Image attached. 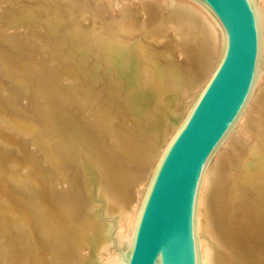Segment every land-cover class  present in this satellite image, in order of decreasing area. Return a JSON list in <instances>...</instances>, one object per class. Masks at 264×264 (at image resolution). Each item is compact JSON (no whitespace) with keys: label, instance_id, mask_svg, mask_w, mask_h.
Segmentation results:
<instances>
[{"label":"bare ground","instance_id":"bare-ground-1","mask_svg":"<svg viewBox=\"0 0 264 264\" xmlns=\"http://www.w3.org/2000/svg\"><path fill=\"white\" fill-rule=\"evenodd\" d=\"M7 1H10V0H7ZM59 2H64L66 4L69 3V5L72 4L71 7H73L74 10L75 9L77 10L79 7H82L93 18L100 17L99 13L102 12L103 10H109L110 15L104 19V21L108 24V26L105 28L99 27V29L101 30L100 32L102 34H105V35L107 33H109V31L113 33L112 40L110 39V41H108V42H111V44H113V45H111V44H109V45H111V47H113L112 50H114V51L117 50V48H116L117 46L115 45L116 41L120 42V40H122V41L126 42V44H128V42H127V41H129L128 39L129 38L133 39L132 40L133 46L130 49V51H128L131 54H130V56L127 57V58H130L128 60L129 64L130 63L139 64L141 61H144L145 58H157V60L160 61L159 59L163 58L162 57L163 54L160 55L161 54L160 53V54H156L153 56L150 54L151 51H149V49H150L149 47L152 46L153 43L157 42V40H158L157 37H160V35H164L166 37L168 36V38H169L168 43L167 44L162 43V44L167 46V50H168L167 53H169L171 51V53L173 52V56H174L170 60V62H168L164 65L165 67L162 66L163 68L160 67L159 69H157V67L155 65V62H157V60L154 61L153 62L154 67H156V69L153 68L152 70L149 71L150 75L152 77L156 78V80H157V77L159 79L160 76H164V77L166 76L168 79V76L170 75V79L166 80V82H159L158 81L156 83L157 84L161 83V87L163 86L162 87L163 89L160 88L159 86H158L159 88L157 87V89H159L160 92L162 91L164 93V97L160 100L161 101L160 103L163 102L161 105L164 104L166 107L167 106L170 107V105L173 106V109H171L172 111L171 110H168V111H171L170 115L173 117L174 121L171 119L172 120V123L170 122L171 125L170 126L166 125L167 127L165 128V125H163L164 123H162L163 118H162V116L160 117L161 113L159 115L160 118H158V117L155 118L156 124H158V127L156 130L159 129V125L161 126V124L163 125L162 127L165 130L155 132L156 133L155 136H157V137H155V139L153 138V136H154L153 133L150 134V131L151 132H153V131L152 130L148 131L149 134L152 136V139H154L152 146L149 144V146L151 148H150V150H147V151H149L148 153H146L145 151H142L141 150L142 146L138 145L141 138L139 139V137H137V133L136 134L132 133V132H134V130L131 131V128L133 127V125L128 126L129 124H127L128 127H131L130 129L127 130V131H129V130L131 131L129 134V138L134 139L135 142L132 140H131V142L136 143V146L132 145L133 147H137V148H134V152L138 150L136 155L134 157H131L132 159H130V157H129L130 162L132 164L136 165V167H134V166L133 167L137 168L134 173L132 171H130V173H129V171L126 172V170H124L123 168H120V170H119V168L116 169L115 167H113V165L110 167H111V169H114L115 172L111 170L113 172L112 173L110 171V169L107 170L105 168L106 165L104 164V166H103V164L100 161V159H102L101 155H100L101 158H99L98 157L99 155H96L97 153L95 154L96 151H94V150H96V148L93 146L94 145L96 146V144L91 145V144L87 143L90 145V148L89 147L86 148L87 145L85 146L86 143L84 142L85 141L84 139L87 138L88 140H90L93 137L92 136H91V138L89 137L90 139L88 137L84 138V136H82V135H84V132H83V134H81V131L84 129L85 132L87 131L88 133H90L92 130L91 131L88 130V128H86L87 126L81 122H75L76 123V125H75V123H72L73 120H72V122L69 120L70 123L64 122L62 124V126L64 127V130L66 131L65 133H66L67 144L68 145L70 144L66 157L70 158L72 160L71 164L73 166L70 165L71 168L73 167V170H72L73 171V173H72L73 174L72 186L74 183V186H73L74 192L69 187V189L72 190V193L70 192L67 195H65L68 191H66V193L64 192L65 194L63 193L64 194L63 196H65V197H63V200L64 199L68 200V199H72L73 197H75V198H77V204L76 205L77 206L80 205L81 208L78 212L75 209V211L77 213H79L78 215H76L78 217V219L74 216V214H77V213L73 214V217H75L78 221V228L75 229L74 232L70 231V232L64 233L62 231L63 228H62V230L61 229L58 230L59 232L62 231V233H64V236L62 237L63 239L60 237L62 241L59 242L58 245L55 244V246L57 245L56 249L57 248L61 249V251H60L61 253L57 254L59 257L58 259L61 260V264H119V261L123 255V252H124V250L128 244V241L132 235L133 229H134L135 224L137 222V218H138V215L140 212L141 205L143 203V200H144L150 179H151L152 174H153V172L157 166V163L159 162V160L163 154V151L166 148L167 144L169 143L172 135L176 132V130L180 127V125L184 121V119L187 116L190 108L192 107L195 99L197 98V96L199 95V93L201 92V90L203 89L205 84L207 83V81H208L210 75L212 74L216 64L218 63L221 55L223 54L224 46H225V32H224L223 27L221 26L220 22L212 14V12L208 8H206L202 3L198 2L197 0H61ZM59 2H58V0H55V2H54L55 7H56V4L59 5ZM255 2H256L258 11H259L260 20H261V30H262L261 67H260L257 83L255 86V90L253 92V95L251 96V99L249 100V102H248L243 114L241 115L239 121L237 122L236 126L233 128L231 133L227 136V138L225 139V141L220 146V148L216 152L215 156L211 160V162H210V164H209V166L205 172V175L203 177L202 183H201V188H200V192H199V199H198V206H197V231H198V236H199V244H200V250H201L202 264H264V179H258L262 175L261 173L264 174V167H263L264 160H263V157L260 156L262 153L261 151H262L263 146H264V139L261 138V136H259L261 134V132L263 133V131H264V129L261 128L262 126H264L262 124V119L264 118V113H263V109H264V0H255ZM4 3H5V1H4ZM0 4H1V2H0ZM131 4H136L137 6L135 7V9L142 11V13H145L148 10H152L153 18H149V19H147V21H143L142 18L140 17V15H141L140 13L136 14V13H133L134 9H131V8L127 9V7H129ZM17 6H19V5H17ZM18 8H21V7H18ZM82 8H80V9H82ZM79 11H81V10H79ZM34 12H36V11H33V14H34ZM39 12H36V16L34 18H36V17L38 18V16H41V14ZM17 13H19V12L17 11ZM10 14H13V11ZM25 14L27 15L28 13H25ZM26 15H25V17H26ZM58 15H60V14H58ZM76 15H78V14L76 13ZM79 15L77 17H79ZM4 16L5 15H3V17ZM22 16H24L23 13H22ZM7 17L8 16H6V18ZM16 17L17 16L12 15L7 19L9 22L13 23L15 21ZM27 17H28V15H27ZM32 17H31V19H32ZM34 18H33V20H34ZM3 19H5V18H3ZM25 19H22V20L24 21ZM20 20H21V18H20ZM26 20H28V18ZM33 20H31V21H33ZM37 20L35 19L34 21H36V23H39V22H37ZM6 22H7V20H6ZM81 22H82L81 17L76 18L77 24H80ZM24 23H25V21H24ZM28 23H30L29 20H28ZM7 24H8V22H7ZM30 24L27 27V30L31 26ZM14 25H12V27H14ZM35 26L37 27L36 24H35ZM5 27H8V26H5ZM24 28H25V26H24ZM33 28H34V25H33ZM145 28H147L148 30L146 31ZM2 29H4V28L1 27V30ZM16 30H19V29H16ZM143 30H145L146 32L143 33ZM28 31H27V33H28ZM32 31H34V30H31V32ZM8 32L10 33L9 30H8ZM13 32H15V31H13ZM19 34H18V36H19ZM31 34L30 35L26 34L27 35L26 37H28L27 40L33 39L31 37L29 38V36H31ZM2 35L4 36V34H2ZM21 35L23 36V34H21ZM6 36H5V38H6ZM11 36L12 35H10V37ZM15 36L17 37V35H15ZM35 36H34V38H35ZM26 37H24V38H26ZM41 38L42 37H40V40L43 41V39H41ZM21 39H23V38H21ZM70 39H72V38H70ZM3 40H0V42ZM165 41H166V39H165ZM35 42L37 43V41H35ZM119 42H117V43H119ZM162 42H163V40H162ZM4 43H5V41H4ZM40 43H41V41H40ZM104 44H106V43H104ZM120 45H122V44H120ZM153 45H155V44H153ZM1 46H0V48H1ZM0 51L2 52V50H0ZM1 52H0V54H2L4 56V53L3 52L1 53ZM135 53L137 55L133 56L132 54H135ZM13 54L17 55V53H13ZM35 54H37L36 51L33 48H29V49L23 50L20 53V55L19 54L18 55L21 58H31ZM42 54L43 53H41L40 55H42ZM10 56H12V55H10ZM112 56H113V54H112ZM14 57H16V56H14ZM122 58L125 59V57H122ZM135 58H137V59H135ZM4 60H5V58L3 59V61ZM65 60H67V59H65ZM126 64H127V62H126ZM76 68H77V66H76ZM73 69H72V71H73ZM123 69L118 70L119 73L123 76L130 72L128 65ZM63 71H64V69H63ZM75 71L77 74L78 70H75ZM67 72H66V76L68 74ZM70 72H71V69H70ZM80 72H81V70H80ZM74 73L75 72H73L72 74H74ZM102 73L104 75H106L107 77H110L109 76L110 75L109 70L104 69ZM146 73H144L143 75H145ZM69 74H68V76H70ZM63 75H64V73H63ZM63 75H62V77H63ZM147 76L149 78V75H147ZM73 81H74V79H73ZM80 84H82V83H80ZM93 84H92V86H93ZM111 87H108L107 89L104 88L105 89L104 92L108 93L109 91H111L113 89V87L112 88ZM137 87H138V90L140 89V92L143 93V95H144V97H142L141 100L146 105H148L147 108L150 109V110H148V111H150V112H148L149 113L148 115H153V114L155 115V113L158 112L157 109L159 106H157V105L159 104L158 103L159 101H156V99L153 97L154 94L152 92H151L152 94L146 92V91H149L148 89H150L151 87L149 88L148 84H144V83L139 84ZM75 88H77V87H75ZM44 91H46V89H44ZM110 93H112V92H110ZM13 94L17 95L16 92H14ZM16 95H14V96H16ZM141 95L142 94H140V97H141ZM7 98L8 97H6L5 99H7ZM14 98H16V97H14ZM107 98L108 97H106V99ZM113 99L115 100V98H113ZM12 101H14V99H12ZM39 101H40V99H39ZM116 101H118V100H116ZM154 101H156V105H154V103H153ZM100 102H101V100H100ZM66 103H67V101H66ZM0 104H2V103H0ZM54 104H56V103H54ZM102 105H104V104H102ZM110 105H112V102ZM118 106H119V104H118ZM118 106H115V107H118ZM121 106L127 107L126 105H121ZM165 106H162V107H165ZM49 108H50V106H49ZM66 109H67V107H66ZM45 110H47V109H45ZM161 110H163V109H161ZM89 111H86V112H89ZM151 111H153V112H151ZM61 112H62V110H61ZM61 112L60 113L55 112V113L58 114V116H59V114L61 115ZM9 113H11V112H9ZM55 113H53V114H55ZM162 113H163V111H162ZM22 115H24V114H22ZM88 116H89V114H88ZM155 116H157V115H155ZM85 117L87 118V116H85ZM56 118H57V116H56ZM168 118H169V116H168ZM7 119L8 118H6V120ZM79 119H82V118L79 117ZM89 119H90V117H89ZM120 119H122V118H120ZM0 120H1V118H0ZM61 121H62V119H61ZM150 123H151V121H150ZM165 123H167L166 120H165ZM16 126H17V124H16ZM98 126L101 128V125H98ZM125 126H126V124H125ZM75 127H77V129ZM259 128L262 129V131L260 133H258ZM153 129L155 130V128H153ZM96 130H98V129H96ZM96 130H94V131L96 132ZM103 131H104V129H103ZM123 131L124 130H122V132ZM127 131H125V132H127ZM1 133H2V131H1ZM6 134H4V135L6 136ZM80 135L83 137V140H84L83 142L81 140L82 137H80ZM90 135H92V134H90ZM11 136H13V135H11ZM88 136H89V134H88ZM6 137H9V136H6ZM144 137H145V139H148L146 136H144ZM125 139H127V137ZM148 140H146V141H148ZM22 141H24V140H22ZM119 141H120V139H119ZM148 142H150V140ZM151 142H152V140H151ZM91 143H94V142L92 141ZM97 144H99V143L97 142ZM126 144L128 145V143H126ZM140 145H141V143H140ZM34 146H36V145H34ZM63 146L64 145H62L61 147H63ZM129 146H131V145H129ZM133 147H132V150L130 149L131 152L133 151ZM5 148H7V147H5ZM24 148H27V147H24ZM142 148H144V147H142ZM147 149H148V147H147ZM28 150H30V149H28ZM28 150L25 149L24 151H28ZM65 150H67V149H65ZM24 151H22V152H24ZM100 151L101 150L99 149V152ZM29 152L32 153L33 151L32 152L29 151ZM77 152L80 153V155ZM104 152H103V154H104ZM106 152H108V151H106ZM125 152H127V150ZM33 153H35V152H33ZM33 153H32V155H33ZM76 153L79 155L78 157H75ZM122 154H121V156H123ZM3 155H5V153ZM32 155L29 157H33ZM7 156L8 155L6 154V157ZM26 156L24 153L23 157L26 158ZM121 156H120V159H121ZM25 158H23V159L25 160ZM33 158H36V160H38L37 157H33ZM105 158L106 157H104V159ZM115 158H116V156H115ZM15 159H17V158H15ZM109 159L111 160L110 157H109ZM112 159H113V157H112ZM120 159L118 158V160H120ZM124 159H126V158H124ZM129 159L127 158L126 160L129 161ZM0 160H2V159H0ZM9 160H11V159H9ZM32 160H34V159H32ZM45 161L46 160H44V162ZM103 161L104 160H102V162ZM106 161H107V159L105 160V162ZM114 161H115V159H114ZM12 162H14V161H12ZM16 162H17V160H16ZM20 162L23 163L22 161H20ZM39 162H41V161H39ZM112 162H113V160H112ZM122 162L120 161L121 164L119 163L120 165H118L117 158H116L117 166H119V167L122 166L123 165ZM124 162L126 164L127 161H124ZM8 164H10V163H8ZM14 164H15V162H14ZM35 164L37 165L36 162H35ZM45 164L42 163V166H44ZM51 164H53V163H51ZM16 165H14V168ZM46 165H45V167H46ZM25 166L26 165H24V167ZM49 166H50V164H49ZM108 166L109 165L107 164V168H108ZM129 166L130 165H128L127 167H129ZM9 167L11 169V165ZM38 167H40V166L37 165V168ZM50 167H46V168H50ZM122 167H124V165ZM223 167L229 168L230 171L228 170L229 172H226L225 171L226 169L224 170ZM21 168H23V164H22ZM71 168H69V169H71ZM232 168H236V169L234 170ZM6 169H7V167H6ZM27 169H28V167H27ZM64 169H65V167H64ZM121 169H123L124 171H122ZM128 169L129 168H127V170ZM25 170H26V168H25ZM14 172H16V171H14ZM23 172H24V170H23ZM30 172L31 171H29V173ZM48 172H52V171H48ZM35 174H38V171H37V173L35 171ZM24 175H25V173H24ZM59 175H60V173H59ZM17 176H18V174H17ZM17 176L15 174V178ZM51 176H52V174H51ZM91 176H93V178L95 177L96 181H98L99 195H101L105 198L106 210L104 209V211L108 215H116V217H117L116 220H117V224L119 225L118 226L119 230L115 231L114 234H112V224L110 222H107V221L105 222V221L101 220L99 215L97 216V212L95 214L92 211V208L94 206V199L92 200V198H93V197H91L92 193L89 191L90 190L89 189L90 182H92L90 179ZM2 177H4V176L0 175V188L3 191V193H6L9 195L8 192L11 191L10 187H12L13 184L15 185L14 180H16L17 178L13 180V184L7 180V182H9L11 184L10 185L7 182H5L6 181L5 177H4L5 181ZM8 177L12 178L11 175ZM20 177H22V176H20ZM19 178H18V180H19ZM28 178H29V176H28ZM38 178H40V176ZM52 178H55V176ZM21 179L24 180L26 178L23 179V177H22ZM33 179H35V178H33ZM71 180L72 179H70V181ZM34 182H35V180H34ZM20 183H22V182H20ZM60 184H62V183H60ZM15 186H17V185H15ZM48 191H49V189H48ZM245 191L246 192L248 191L247 196L249 198L244 201V203L242 204V205H244V207L242 209H240V208H238L237 205L242 203L241 200L246 196ZM47 195H49V194H47ZM238 196L241 199H239ZM3 197H5V196H3ZM0 198H1V195H0ZM1 200H0V203H1ZM65 200H64V203H65ZM74 200H70V201H74ZM2 202H4V201L2 200ZM68 202L65 204L69 205L67 207H71L70 203L68 204ZM72 203L75 204V202H72ZM98 204H100V203H98ZM2 205L5 206V204H2ZM15 205H16V202H15ZM47 207H48V205H47ZM64 207H65V205H64ZM67 207H65V209H67L66 212H68V210H69ZM10 209H15V207H13V208L10 207ZM65 209L61 210L60 213L65 211ZM52 210H54V209H52ZM241 210L242 211L245 210V212L244 211L242 212ZM47 211L48 210L46 209V212ZM55 211H54V213H55ZM69 211H71V208ZM66 212H63V213H66ZM2 214H3V212H2ZM12 214L15 215V213H12ZM65 215H67V214H65ZM65 215H63V216H65ZM16 217H17V215L15 216V218ZM12 218H11V220H12ZM0 220H2V219H0ZM8 220H10V218ZM65 220H66V222H64V223H66L68 225L67 219H65ZM65 220H63V221H65ZM31 221H33V220H31ZM49 221L47 223L50 224ZM61 222H62V219H61ZM114 222H116V221H114ZM12 223L14 225V222H12ZM70 223L71 222H69V224ZM37 224H38V222H37ZM46 225H47L46 222H44L43 223L44 229L41 228L42 230H39L38 233H36V236L32 240L30 239L31 242H29V244H31L32 246L40 245L37 248V250L35 252H33V254H32L33 255L32 260L34 261V264L35 263L37 264V261H39V259L42 262H44L45 264H48V262H49V261L48 262L46 261L48 259L47 258L48 256L45 257V255H47V254L43 253L40 256L41 249H50L51 248V247L45 248L47 242L48 241L50 242V240H52V238H49L50 236H48V232L46 231V229L49 227V225L48 226H46ZM15 226L17 227L18 225H16V223H15ZM72 226H73V223H71L70 227H72ZM57 227L61 228V226H56V228ZM67 229H70V228H67ZM67 229H64V230H67ZM71 230H73V229H71ZM67 231H69V230H67ZM55 232H57V231H55ZM57 237L55 238L56 239L55 241H57ZM48 245H50V244H48ZM113 246H116L118 248V250L114 251ZM33 251H34V249H33ZM252 252L255 253V256H251ZM6 256H7V254H6ZM18 256H20V255H18ZM258 256H260V257H258ZM15 257H16V253H15ZM23 257H24V255H23ZM20 259H21V256H20ZM16 261H17V259L15 260V262ZM18 261H19V259H18ZM20 261H22V260H20Z\"/></svg>","mask_w":264,"mask_h":264},{"label":"rangeland","instance_id":"rangeland-1","mask_svg":"<svg viewBox=\"0 0 264 264\" xmlns=\"http://www.w3.org/2000/svg\"><path fill=\"white\" fill-rule=\"evenodd\" d=\"M4 1H5V3H4ZM21 1L22 0H20V1L19 0H14V1L13 0H10V1L0 0V2L2 4V5L0 4V15H1L0 18L2 19V20L0 19V33H1L0 34V40L4 39L3 41H1L2 43L0 42V44L3 46L2 47L0 45L2 48V49L0 48V50H2V52L4 53V56L2 54H0V61L2 60L0 62V96H1L0 97V99H1L0 103H2V104H0V113H1L0 114V118H1V120H0L1 121L0 122V129H1L0 130V159H2V160H0V166L3 168L2 169L0 167V170H1L0 175L5 177L6 181H5L4 177H2L5 182H7V180H8L12 184H13V180L17 178L16 179L17 181L14 180V183L17 186H15L13 184L12 187H10L11 191L8 192L9 195L6 193H3V191L0 188V195H1L0 200L2 199L5 202V203L2 202V200H1V203L5 204V206L0 203V219H2V220H0V228H1L0 229V238H1L0 239V264H13V263L14 264H21L22 262H23L22 264H34V261L32 260V256H33L32 254H33V252H35L37 250V248L40 245L32 246L31 244H29V242H31V240L36 236V233H38L39 230L44 229V226H43L44 222H46V224H47L46 226L49 225V227L46 229V231L48 232V236H50L49 238H52V240H50V242L48 241L46 246H45V248L46 247L47 248L51 247V248L50 249H41L40 256L43 253L47 254V255H45V257L48 256L47 257L48 259L46 258L47 259L46 261L47 262L49 261L48 264H61V260L58 259L59 257L57 255V254L61 253L60 252L61 249L60 248L56 249V246L59 244V242L62 241L61 238L64 236V233H67L70 231L74 232V230L78 228V221H77L78 217L76 215L79 214L77 212L81 208L80 205H78V206L76 205L77 204V198H75V197H73L72 199H68V200L64 199L65 203H67L69 201L68 204L70 203L71 207H67L69 205H66L64 203V200H63V197H65L63 195L66 193V191H68V192L65 195H67L70 192L72 193V190L74 192V187H73L74 183L72 186V182H73V178H72L73 171L72 170H73V167L72 168L70 167V165L73 166L71 164L72 160L70 158L66 157L70 144L69 145L67 144L66 133H65L66 131L64 130V127L62 126V124L64 122L70 123V121L72 122V120H73L72 123L81 122L87 126L86 128H88V130H90V131L92 130L90 133H88L87 131L85 132V130L83 129L81 131V134H83V132H84V135H82V136H84V138H86V137L91 138V136L93 138L92 139L89 138L90 140H88L86 138V139H84L85 140L84 141L83 137L80 135V137H82L81 140H82V142L84 141L86 143V144L84 143L85 146L87 145L86 148L87 147L90 148L89 144H91V145L96 144L97 147L95 145L93 146L96 148V150H94V151H96L95 154L97 153L96 155H99L98 156L99 158L102 157V159H100V161L103 164V166H104V164L106 165L105 168L107 170L110 169V171L111 170L114 171V169H111V167H110L113 165V167H115L116 169L119 168V170H120V168H123L124 170H126V172L129 171V173H130V171H132L134 173L137 168H134V167H136V165L132 164L130 162V159H132L131 157H134L136 155L138 150L134 152V148H137V147H133L134 145L136 146V143H134L135 142L134 139L129 138L130 132L132 130H134V132H132V133H135V134L137 133V137H139V139L141 138L140 142L138 141L139 142L138 145L144 147V148L141 147V150L148 153L149 151H147V150H150V148H151L149 146V144L152 146L155 137H157V136H155V134H156L155 132L165 130L162 126L165 125V128H166L167 127L166 125L170 126L171 125L170 122L172 123V120L174 121L173 117L170 115V112L172 111L171 109H173V106L170 105V107H168V106L166 107L164 104L161 105L163 102L160 103L161 102L160 100L164 97V93L162 91L160 92V90L157 89V87L159 86L160 88H162L163 86L161 87V83L160 84L158 83L159 85L156 83L158 81L159 82H166V80L170 79V75L168 76V79L166 76L165 77L160 76V78L158 79V77H157V80H156V78L152 77L150 75V72H149L153 68L156 69V67H157V69H159L160 67L161 68L165 67L164 65L166 63L170 62V60L174 56H173V52L171 53V51L169 53H167V51H168L167 46L163 45V44L168 43V39H169L168 36L166 37L164 35H160V37H157V39H158L157 42L153 43L155 45L152 44L153 47L152 46L149 47L150 48L149 51H151V53H150L151 55L154 56V55L160 54V53H161L160 55L163 54L162 55L163 58L159 59L160 61H158L157 58H145L144 61H141L139 64H132V63L129 64L128 60L130 58H127V57L130 56V54H131L128 51H130V49L133 46V42H132L133 39L129 38L128 39L129 41H127L128 44H126V42H124L122 40H120V42L119 41H116V43L114 42L115 45L117 46L116 47L117 50L114 51V50H112L113 47H111V45H113V44H111V42H108V41H110V39L112 40L113 33L109 31V33H107L105 35V34H102L100 32L101 30L99 29V27L105 28L108 26V24L104 21V19L110 15L109 10H103L102 12L99 13L100 17L93 18L82 7H79L77 10L76 9L74 10L73 7H71L72 4L69 5V3L66 4L64 2H59L61 0H58L59 5L56 4L57 8L54 5L55 0H36V1L35 0H23L22 2ZM17 5H19V6H17ZM136 6H137L136 4H131L129 7H127V9L131 8V9H134L133 13H136V14L140 13L141 15L140 14L139 15L143 21H147V19L153 18L152 10H148L145 13H142V11L135 9ZM18 7H21V8H18ZM80 8H82V9H80ZM11 10L13 11V14H10V13H12ZM79 10H81V11H79ZM17 11L20 14L17 13ZM33 11H36V12L40 11L39 13L41 14V16H38L39 19L37 17L34 18L36 16V12H34V14H33ZM22 13L24 16H22ZM25 13H28L27 14L28 17ZM76 13L78 15L81 13L80 14L81 16L79 15V17H77L78 15H76ZM58 14H60V15H58ZM3 15H5V16L3 17ZM12 15L18 17V18L16 17L15 21L13 22L15 25L12 22H9L7 19ZM25 15L31 24L28 23V20H26L27 18L25 17ZM6 16H8V17L6 18ZM31 17H32V19H31ZM80 17H81L82 22L80 24H77L76 18H80ZM3 18H5V19H3ZM20 18H21V20H20ZM33 18H34V20L38 19L39 21L37 20V22H39V23H36V21H34ZM22 19H25L24 20L25 23ZM6 20H7L8 24H7ZM31 20H33V21H31ZM11 24L14 25V27H12ZM29 24L31 26L28 28V30H29L28 31L27 27L29 26ZM32 24L34 25V28L36 27L35 24L37 25V27L34 29ZM5 26H8V27H5ZM24 26H25V28H24ZM1 27L4 28V29H2L4 32L1 30ZM15 28L19 29V30H16ZM145 29H146V31L148 30L147 28H145ZM8 30L10 31V33L8 32ZM31 30H34V31L31 32ZM36 30L38 32L39 31L40 32L38 33ZM13 31H15V32H13ZM27 31H28V33H27ZM146 31L143 30V33H145ZM2 34H4V36ZM18 34H19V36H18ZM21 34H23V36L25 35L24 37H26L28 34L29 35L31 34V36H29V38L31 37L33 39L27 40L28 37L24 38ZM10 35H12V36L10 37ZM15 35H17V37ZM33 35L35 36V38ZM5 36H6V38H5ZM40 37H42L41 39H43V41L40 40ZM21 38H23V39H21ZM70 38H72V39H70ZM165 39H166V41H165ZM34 40L37 41V43ZM162 40H163V42H162ZM4 41H5V43H4ZM40 41H41V43H40ZM117 42H119L122 45H120ZM104 43H106V44H104ZM109 44H111V45H109ZM29 48H33L37 54H35L31 58L19 57L20 53L23 50L29 49ZM13 53H17V55L13 54ZM41 53H43L44 55L43 54H42L43 56L40 55ZM112 54H113V56H112ZM10 55H12V56H10ZM132 55L136 56L137 54L135 53ZM14 56H16V57H14ZM122 57H125V59ZM4 58H5V60L3 61ZM65 59H67V60H65ZM135 59H137V58H135ZM156 60H157V62H155L156 67H154L153 62ZM126 62H127V64H126ZM127 65H128V68L130 69V72L123 76L119 73L118 70L125 68ZM76 66H77V68H76ZM63 69H64V71H63ZM70 69H71L72 73L73 72H75V73L72 74L70 72ZM72 69H73V71H72ZM104 69H107L110 71V75H109L110 77H107L106 75H104L102 73ZM75 70H78L77 74H76ZM80 70H81V72H80ZM66 72L68 74L70 73L69 74L70 76H68V74L66 76ZM143 72L144 73L147 72L146 74L149 75V78L146 74L143 75L144 74ZM63 73H64V75H63ZM62 75H63V77H62ZM73 79H74V81H73ZM80 83H82V84H80ZM143 83L148 84L149 88L151 87L150 89L147 88L149 91H146V92L147 93L152 92L154 94L153 97L156 99V101H159L158 102L159 104L157 103L158 104L157 106H159L157 109L158 112L155 113V115H157V116H155L154 114L148 115L149 114L148 112H150L148 110H150V109L147 108L148 105H146L141 100V98L144 97V95H143V93L140 92V89L138 90L137 86L139 84H143ZM92 84H93V86H92ZM111 86L113 87V89H112L113 91L111 90L108 93L104 92L105 89H107L108 87H111ZM75 87H77V88H75ZM44 89H46V91H44ZM12 92L13 93L16 92L18 96L16 94H13ZM110 92H112V93H110ZM140 94H142L143 96L141 95V97H140ZM14 95H16V96H14ZM6 97H8V98L5 99ZM14 97H16V98H14ZM106 97H108V98L106 99ZM113 98H115V100ZM12 99H14L15 102L12 101ZM39 99H40V101H39ZM100 100H101V102H100ZM116 100H118L119 102ZM66 101H67V103H66ZM156 101L153 102L154 105H156ZM111 102H112V105H110ZM54 103H56V104H54ZM102 104H104V105H102ZM118 104L120 107L118 106ZM121 105H126L127 107H125V106L122 107ZM49 106H50V108H49ZM65 106L67 107V109ZM115 106H118V107H115ZM162 106H165V107H162ZM45 109H47L48 111ZM161 109H163V110H161ZM61 110H62V112H61ZM85 110L86 111L90 110V111L86 112ZM168 110H171V111H168ZM162 111H163V113H162ZM9 112H11V113H9ZM55 112L56 113L61 112V115L59 114V116H58V114H56ZM151 112H153V111H151ZM53 113H55V114H53ZM160 113H161V115H160ZM263 113H264V109H263ZM22 114H24V115H22ZM88 114H89V116H88ZM159 115H160V117L162 116V118H163L162 123H164V124L163 125L161 124V126L159 125V129L156 130L158 127V124H156L155 118H157V117L160 118ZM56 116H57V118H56ZM85 116H87V118ZM168 116H169V118H168ZM79 117L82 119H79ZM89 117H90V119H89ZM6 118H8V119L6 120ZM120 118H122V119H120ZM61 119H62V121H61ZM165 120L167 121V123H165ZM150 121H151V123H150ZM16 124H17V126H16ZM125 124H126V126H125ZM127 124H129L128 126L133 125V127L132 128L128 127ZM262 124L264 125V118L262 119ZM75 125H76V123H75ZM98 125H101L102 129ZM125 127L126 128L128 127V128L126 129ZM75 128L77 129V127H75ZM130 128H131V131L130 130L127 131ZM153 128H155V130ZM261 128L264 129V126H262ZM261 128H259L258 133H260L262 131ZM96 129H98V130H96ZM103 129H104V131H103ZM94 130H96V132ZM122 130H124V131L122 132ZM150 130H152L153 132H151ZM1 131H2V133H1ZM125 131H127V132H125ZM148 131H150V134L153 133L154 139H152V136L149 134ZM3 133L4 134L7 133L6 136H9V137H6ZM88 134H89V136H88ZM90 134H92V135H90ZM11 135H13V136H11ZM144 136H146V137L148 136L147 138L150 140V142H148L149 140L145 139ZM259 136H261V138L264 139V131H263V133L261 132V134ZM126 137H127V139H125ZM119 139H120V141H119ZM22 140H24V141H22ZM91 140L94 143H91L92 142ZM131 140L134 142H131ZM146 140H148V141H146ZM151 140H152V142H151ZM97 142L99 144H97ZM87 143H89V144H87ZM126 143H128V145ZM140 143H141V145H140ZM34 145H36V146H34ZM62 145H64V146L61 147ZM129 145H131V146H129ZM5 147H7V148H5ZM24 147H27V148H24ZM132 147H133V151L131 152ZM147 147H148V149H147ZM64 148L67 150H65ZM98 148L101 150L100 152H99ZM25 149L26 150L30 149V150L24 151ZM126 150H127V152H125ZM22 151H24V152H22ZM29 151H31V152L33 151L35 153L32 152L33 153V155H32V153H30ZM106 151H108V152H106ZM103 152H104V154H103ZM261 152L262 153L260 156H262L263 160H264V146H263V149ZM4 153H5V155H3ZM24 153H25V156L27 155L26 158L23 157ZM77 153H76L75 157H78L80 155V153H78L79 155ZM6 154L8 155L7 156L8 158L6 157ZM121 154L123 156H121ZM31 155L33 157H37L38 160H36V158L29 157ZM100 155H101V157H100ZM111 156L113 157V159ZM115 156L117 158L118 165L121 164L120 161L121 162L123 161L122 163H123L124 167H122L123 165L120 167L117 166ZM120 156H121V159H120ZM104 157H106V158L104 159ZM109 157L111 158V160L109 159ZM129 157H130V159H129ZM15 158H17V159H15ZM23 158H25V160ZM118 158L120 160H118ZM124 158H126V159L128 158L129 161L124 159ZM9 159H11V160H9ZM32 159H34V160H32ZM106 159H107V161L105 162ZM114 159H115V161H114ZM16 160H17V162H16ZM44 160H46V161L44 162ZM102 160H104L103 161L104 163L102 162ZM112 160L114 163L112 162ZM12 161H14L15 164ZM20 161H22L23 163H21ZM39 161H41L43 164L46 163L48 165L47 166L45 164L46 167H50L51 165L52 166L50 168H46L45 165L42 166V163ZM124 161H127L126 164ZM35 162L40 167L37 168V165L35 164ZM8 163H10V164H8ZM51 163H53V164H51ZM22 164H23V168H21ZM49 164H50V166H49ZM107 164L109 165L108 168H107ZM10 165H11V169L9 167ZM14 165H16L15 166L16 169L14 168ZM24 165H26L28 167V169L26 166L24 167ZM126 165L127 166L130 165V166L127 167ZM5 166L7 167L8 170L6 169ZM64 167H65V169H64ZM263 167H264V165H263ZM25 168H26V170H25ZM69 168H71V169H69ZM127 168H129V169L127 170ZM22 169L24 170V172ZM123 169H121V170L124 171ZM223 169L224 170L226 169L225 170L226 172L230 171L229 168L223 167ZM232 169L235 170L236 168H232ZM13 170L16 172H14ZM29 171H31V172L29 173ZM35 171H36V173L38 171L39 175L35 174ZM48 171H52L53 173L54 172L55 173L53 174L52 172H48ZM14 173L16 174V176L18 174V176L16 178H15ZM24 173H25V175H24ZM59 173H60V175H59ZM9 174L11 175L12 178L8 177V176H10ZM51 174H52V176H51ZM261 174L262 175L258 179H264V174L263 173H261ZM20 176H22L23 179L24 178H26V179L22 180L21 179L22 177H20ZM28 176H29V178H28ZM39 176H40V178H38ZM54 176H55V178H52ZM32 177L35 179H33ZM18 178H19V180H18ZM70 179H72V180L70 181ZM90 179L92 182H90V187H89L90 190L89 191L92 193L91 194V197H93L92 200L94 199V206L92 208V211L95 214L97 212V216L99 215L101 220H103L105 222L106 221L110 222L112 224V234H114L115 231L119 230V227H118L119 225L117 224V220H116L117 217H116V215H108L104 211V209L106 210V208H105L106 202H105V198L103 196L99 195L98 181H96V178L95 177L93 178V176H91ZM34 180H35V182H34ZM9 182H7V183L10 184ZM20 182H22V183H20ZM60 183H62V184H60ZM69 187L72 190L69 189ZM48 189H49V191H48ZM47 194H49V195H47ZM245 194H246V196L244 198L242 197L244 200L243 199L241 200L242 203L239 204L240 206L237 205L238 208H240V209H242L244 207V205H242L244 203V201L249 198L247 196L248 191L247 192L245 191ZM3 196H5V197H3ZM238 198H239V196H238ZM239 199H241V198H239ZM70 200H74V201H70ZM15 202H16V205H15ZM72 202H75V204ZM98 203H100V204H98ZM47 205H48V207H47ZM64 205L69 210L71 208V211L68 210V212H66L67 209H65ZM10 207H12V208L15 207V209H10ZM46 209L48 210L47 212H46ZM52 209H54V210H52ZM64 209H65V211H63V212H66V213H63V212L60 213V211L64 210ZM75 209L77 212L75 211ZM54 211H55V213H54ZM243 211L245 212V210H243ZM2 212H3V214H2ZM11 212L15 213V215L12 214ZM74 213H77V214H74ZM65 214H67V215H65ZM73 214L77 219L75 217H73ZM16 215H17V217L15 218ZM63 215H65V216H63ZM9 218H10V220H8ZM11 218L13 221L11 220ZM61 219H62V222H61ZM65 219H67L68 225L66 223H64V222H66ZM31 220H33V221H31ZM63 220H65V221H63ZM48 221L50 222V224L47 223ZM114 221H116V222H114ZM12 222H14V225ZM37 222L39 225L37 224ZM69 222L73 223L74 227L73 226L70 227L71 223L69 224ZM15 223H16V225H18L17 227L15 226ZM56 226H61V228L60 227L56 228ZM65 226L67 228H70V229H67ZM62 228H63V230H62ZM60 229L64 233H62V231L59 232L58 230H60ZM64 229H67L69 231L64 230ZM71 229H73V230H71ZM55 231H57V232H55ZM56 237H57V241H55ZM48 244H50V245H48ZM55 244H57V245L55 246ZM33 249H34V251H33ZM113 250L117 251L118 248L116 246H113ZM15 253H16V257H15ZM6 254H7V256H6ZM18 255L21 256V259H20V256H18ZM23 255H24V257H23ZM251 256H255V253L252 252ZM22 257L24 259L25 258L26 259L24 260ZM258 257H260V256H258ZM16 259H17V261L15 262ZM18 259H19V261H18ZM20 260H22V261H20ZM37 264H45V263L39 259V261H37Z\"/></svg>","mask_w":264,"mask_h":264},{"label":"water","instance_id":"water-1","mask_svg":"<svg viewBox=\"0 0 264 264\" xmlns=\"http://www.w3.org/2000/svg\"><path fill=\"white\" fill-rule=\"evenodd\" d=\"M197 1L223 27L224 52L157 163L119 264H202L201 183L255 90L262 40L255 0Z\"/></svg>","mask_w":264,"mask_h":264}]
</instances>
